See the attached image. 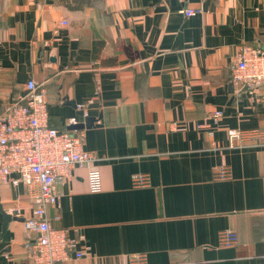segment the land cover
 <instances>
[{"label": "crops", "instance_id": "crops-1", "mask_svg": "<svg viewBox=\"0 0 264 264\" xmlns=\"http://www.w3.org/2000/svg\"><path fill=\"white\" fill-rule=\"evenodd\" d=\"M188 5L200 13L179 0H0V114L28 80L44 83L49 124L83 131L101 174L100 192L88 167L57 185L51 223L85 252L57 264H264V140H229L264 132V83L231 81L239 46L264 48V0ZM1 208L29 217L25 187L0 183V264H34L23 221L3 231Z\"/></svg>", "mask_w": 264, "mask_h": 264}, {"label": "built area", "instance_id": "built-area-1", "mask_svg": "<svg viewBox=\"0 0 264 264\" xmlns=\"http://www.w3.org/2000/svg\"><path fill=\"white\" fill-rule=\"evenodd\" d=\"M179 1L184 5L182 13L186 17L200 13L199 9L188 5L189 0ZM62 24L67 25V22ZM231 81L238 90L258 89L264 83V48L240 45L237 61L231 66ZM83 107L78 106L81 110ZM68 124L77 125L78 120L71 118ZM84 136L81 130L56 129L49 124L46 89L44 83L34 79L26 82L23 91L0 114V183L25 187L32 206L31 215L23 217L30 238L25 247L34 264H57L73 254L76 258L85 255L76 250L77 242L70 238L68 230L54 227L49 217V209L56 208L60 200L57 185L68 178L73 167L90 168L91 192L102 189L101 174L98 169L91 168L95 157L85 150ZM229 140L231 146L243 147L264 140V132L232 130ZM215 176L227 179L229 171L225 167L217 168ZM149 183L145 174L133 176L134 187H146ZM8 213L21 216L18 208ZM220 243L234 245L236 234L233 230L222 232ZM130 258V264H147L142 254Z\"/></svg>", "mask_w": 264, "mask_h": 264}, {"label": "water", "instance_id": "water-1", "mask_svg": "<svg viewBox=\"0 0 264 264\" xmlns=\"http://www.w3.org/2000/svg\"><path fill=\"white\" fill-rule=\"evenodd\" d=\"M79 116H83L84 113L82 111L79 112ZM95 121L94 118H86V124H77L71 126V129H83V128H90L93 125V122ZM1 212L4 216V226L3 231H5L8 228V225L11 221L17 220V221H23V218L14 217L11 214H8L1 208Z\"/></svg>", "mask_w": 264, "mask_h": 264}]
</instances>
